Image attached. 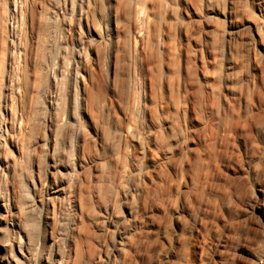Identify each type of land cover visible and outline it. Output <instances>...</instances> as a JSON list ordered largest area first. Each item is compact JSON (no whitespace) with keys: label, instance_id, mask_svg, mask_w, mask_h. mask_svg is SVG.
<instances>
[{"label":"rangeland","instance_id":"rangeland-1","mask_svg":"<svg viewBox=\"0 0 264 264\" xmlns=\"http://www.w3.org/2000/svg\"><path fill=\"white\" fill-rule=\"evenodd\" d=\"M0 130V264H264V0H0Z\"/></svg>","mask_w":264,"mask_h":264},{"label":"bare ground","instance_id":"bare-ground-1","mask_svg":"<svg viewBox=\"0 0 264 264\" xmlns=\"http://www.w3.org/2000/svg\"><path fill=\"white\" fill-rule=\"evenodd\" d=\"M80 22H81V19H80ZM78 35L80 36V41L82 44L83 38H82L80 31H78ZM74 104L75 102L73 100L72 105L74 106ZM71 171H72L71 166L69 164L62 165V169L60 170V174H59L61 177L59 178L58 186L55 192V199H57V207H58V213L60 216V221L65 220L66 218L65 213L69 211L70 204L67 198V190H68V185L70 182V177L72 175ZM8 211H9V206L7 204V200L4 197H1L0 198V224L4 221V218H6L5 213H8ZM42 259H43L44 264H61L62 256H61V249H60L59 242H58V235L57 237L51 238L47 246V253L43 255Z\"/></svg>","mask_w":264,"mask_h":264}]
</instances>
